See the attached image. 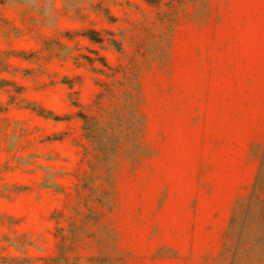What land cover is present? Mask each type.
<instances>
[{
    "label": "rangeland",
    "instance_id": "374dc122",
    "mask_svg": "<svg viewBox=\"0 0 264 264\" xmlns=\"http://www.w3.org/2000/svg\"><path fill=\"white\" fill-rule=\"evenodd\" d=\"M0 264H264V0H0Z\"/></svg>",
    "mask_w": 264,
    "mask_h": 264
}]
</instances>
